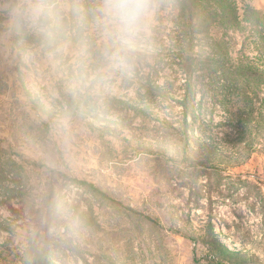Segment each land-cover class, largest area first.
<instances>
[{"label": "rangeland", "instance_id": "374dc122", "mask_svg": "<svg viewBox=\"0 0 264 264\" xmlns=\"http://www.w3.org/2000/svg\"><path fill=\"white\" fill-rule=\"evenodd\" d=\"M179 1L94 89L0 0V264H264V0Z\"/></svg>", "mask_w": 264, "mask_h": 264}, {"label": "clouds", "instance_id": "9594fccd", "mask_svg": "<svg viewBox=\"0 0 264 264\" xmlns=\"http://www.w3.org/2000/svg\"><path fill=\"white\" fill-rule=\"evenodd\" d=\"M23 23L53 39L58 50L72 48L84 85L99 89L131 71L151 36L154 0H90L87 5L63 0H20L15 9ZM94 54V56H93Z\"/></svg>", "mask_w": 264, "mask_h": 264}, {"label": "trees", "instance_id": "16d2710c", "mask_svg": "<svg viewBox=\"0 0 264 264\" xmlns=\"http://www.w3.org/2000/svg\"><path fill=\"white\" fill-rule=\"evenodd\" d=\"M204 1H207V0H193L192 1V5L193 4H199V5H197L198 7H195V10H196V13L197 14H200V12H202L203 10H206L208 7L205 5V2ZM180 2V5H181V7L183 8V12H184V10H185V8H186V6L188 5V2H189V0H180L179 1ZM189 5H191L190 3H189ZM192 9L194 10V7H192ZM209 11V10H208ZM208 13V12H207ZM200 18H204V15H201L200 16ZM255 74V73H254ZM92 186V185H91ZM93 187V186H92Z\"/></svg>", "mask_w": 264, "mask_h": 264}]
</instances>
